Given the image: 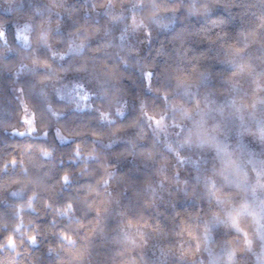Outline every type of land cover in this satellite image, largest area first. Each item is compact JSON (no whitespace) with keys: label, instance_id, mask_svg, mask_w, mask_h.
<instances>
[{"label":"clouds","instance_id":"clouds-1","mask_svg":"<svg viewBox=\"0 0 264 264\" xmlns=\"http://www.w3.org/2000/svg\"><path fill=\"white\" fill-rule=\"evenodd\" d=\"M3 11L0 264H264V0Z\"/></svg>","mask_w":264,"mask_h":264},{"label":"trees","instance_id":"trees-1","mask_svg":"<svg viewBox=\"0 0 264 264\" xmlns=\"http://www.w3.org/2000/svg\"><path fill=\"white\" fill-rule=\"evenodd\" d=\"M14 6L15 0H0V13L4 15H8L9 13H4L3 9L6 6ZM3 84V78L0 77V85ZM49 142H55L61 149L66 148V145H60V142L56 140L55 135L52 133L51 129H49Z\"/></svg>","mask_w":264,"mask_h":264}]
</instances>
